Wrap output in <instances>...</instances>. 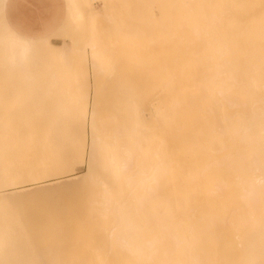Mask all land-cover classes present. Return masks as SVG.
Wrapping results in <instances>:
<instances>
[{
	"label": "bare ground",
	"instance_id": "bare-ground-1",
	"mask_svg": "<svg viewBox=\"0 0 264 264\" xmlns=\"http://www.w3.org/2000/svg\"><path fill=\"white\" fill-rule=\"evenodd\" d=\"M134 2L138 16L133 24L139 30L148 24L170 34V69L162 72L169 90L165 178L161 187L154 175L136 176L140 163L129 144L109 170L113 181L104 182L101 151L110 142L94 108L88 171L54 186L97 197L91 199L90 214L80 210L53 220L56 240H100V264H264V0ZM100 14L110 20L112 12ZM119 21L124 26L125 19ZM21 40L31 47L41 37L13 38L17 44ZM238 132L241 144L235 140ZM193 136L200 137L199 152L191 148ZM185 160L189 170L184 171L180 164ZM234 184L237 194L229 192ZM236 202L239 215L233 216Z\"/></svg>",
	"mask_w": 264,
	"mask_h": 264
},
{
	"label": "rangeland",
	"instance_id": "rangeland-1",
	"mask_svg": "<svg viewBox=\"0 0 264 264\" xmlns=\"http://www.w3.org/2000/svg\"><path fill=\"white\" fill-rule=\"evenodd\" d=\"M7 1L0 3V264H100V240H56L53 223L80 210L90 214L91 199L97 196L88 192L81 197L69 186L54 185L88 171L90 117L96 108L108 137L104 139L110 142L107 151H101L106 160L102 180L113 181L110 168L132 144L133 157L140 163L136 176L154 175L162 187L169 143L164 133L169 90L162 72L170 63L171 47H166L171 46L166 40L170 34L148 24L139 30L133 24L138 16L134 0H63L58 26L31 46L26 64L13 67L9 63L17 46L13 38L27 35L7 20ZM110 11V20H104L100 13ZM115 18L125 19L124 26ZM64 48L66 53L61 54ZM242 138L238 132L235 140L241 144ZM75 140L78 147L73 148ZM191 140L192 150L199 152L200 137ZM74 151L77 156L71 155ZM188 164L185 160L180 168L189 170ZM144 182L147 186L148 180ZM229 192L237 194L238 186L232 185ZM232 206V215H239V202Z\"/></svg>",
	"mask_w": 264,
	"mask_h": 264
},
{
	"label": "crops",
	"instance_id": "crops-1",
	"mask_svg": "<svg viewBox=\"0 0 264 264\" xmlns=\"http://www.w3.org/2000/svg\"><path fill=\"white\" fill-rule=\"evenodd\" d=\"M63 13V0H8L6 6L9 23L28 37L54 30Z\"/></svg>",
	"mask_w": 264,
	"mask_h": 264
},
{
	"label": "clouds",
	"instance_id": "clouds-1",
	"mask_svg": "<svg viewBox=\"0 0 264 264\" xmlns=\"http://www.w3.org/2000/svg\"><path fill=\"white\" fill-rule=\"evenodd\" d=\"M32 55L31 47L23 40L9 54V63L13 67H18L26 64Z\"/></svg>",
	"mask_w": 264,
	"mask_h": 264
}]
</instances>
